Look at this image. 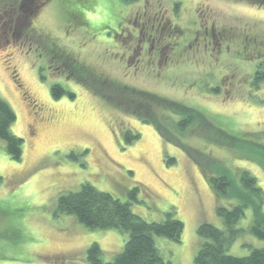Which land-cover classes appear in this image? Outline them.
Returning a JSON list of instances; mask_svg holds the SVG:
<instances>
[{"label":"rangeland","instance_id":"374dc122","mask_svg":"<svg viewBox=\"0 0 264 264\" xmlns=\"http://www.w3.org/2000/svg\"><path fill=\"white\" fill-rule=\"evenodd\" d=\"M12 1L0 0V98L15 114L10 130L23 147L21 159L13 160L0 140V264H90L87 251L93 243L103 262L112 261L126 234L87 229L57 210L58 196L78 191L83 183L128 202L132 213L148 222L161 221L174 209L183 224L180 241L156 236V248L165 263L194 264L203 242L197 227L209 223L223 228L217 206L231 208L237 202L231 196L217 198L202 168L212 173L214 166L226 168L235 186L238 172L245 170L264 194V150L259 148L264 147V79L256 80L255 73H264V0H51L27 19L18 6L4 8ZM144 13L178 24L185 39L196 22L226 29L224 54L210 46L195 51L190 41H182V51L170 53L173 60L162 67L145 64L146 57L136 67L127 63V46L117 35L126 27L127 15L130 24ZM69 55L93 76L145 96L132 91L126 96L127 89L109 84L97 89L96 82L86 80L93 91L106 93V104L62 73ZM53 84L73 98H53ZM149 94L155 101L159 96L197 109L235 140L251 145L232 150L211 143L210 120L177 138L170 118L163 126L168 135H159L136 120L148 119L150 111L129 101H151ZM126 130L139 138L127 144ZM135 187L136 199H129ZM251 223L248 208L228 254L244 257L264 247L248 232Z\"/></svg>","mask_w":264,"mask_h":264},{"label":"trees","instance_id":"16d2710c","mask_svg":"<svg viewBox=\"0 0 264 264\" xmlns=\"http://www.w3.org/2000/svg\"><path fill=\"white\" fill-rule=\"evenodd\" d=\"M124 1L132 3L137 0ZM81 24L83 25V22ZM50 46L53 50H56L54 43ZM66 61L65 66L73 74L69 78H73L74 81L82 84L89 92L105 103V99H107L106 93L93 91L90 87L86 86V80L91 79L92 82H96L95 86L97 89H101L104 84H109L111 87L114 86L115 89L121 87L127 89L128 92L123 95L127 96L129 91H132V93L134 92L139 96H145L144 91L125 86L107 77L93 76L90 74V70L86 67V64L78 62L70 55L66 57ZM261 70L264 71V67ZM257 79L263 80L264 73L259 74L257 70ZM99 83L101 85H97ZM64 94L69 95L71 98L74 96L68 93L60 84H53L51 86L53 98L59 99ZM156 98V103L152 99L151 101L148 99V102H145L140 98H138L140 101L132 99L129 101L131 104L134 103L133 105L139 104L145 106L150 111H148V114L146 113L148 119H143V121L144 123H155L156 130L162 136L168 135L163 130V126L170 118L173 119V121L171 120V126L175 133L173 136L177 138L187 135L191 128L193 129L195 126L197 128L198 122L205 123L210 120L213 123L207 115L197 109L159 96H156ZM14 121L15 114L13 110L0 98V140L5 144L8 157L18 161L22 156L23 140L14 135L10 130ZM160 123H162V126ZM211 126L212 130L207 133L208 138L212 141L211 143L222 147L226 145L232 150L246 148L247 144L251 145L246 139L235 140L215 123L211 124ZM124 137L126 143L131 144L139 138V135L133 133L131 130H126ZM166 137V140L170 141L169 137ZM181 141L177 140V144L180 148H184L185 145ZM259 148L264 150V147ZM168 162L172 163L174 160L170 159ZM213 168V173L206 171L205 168H202V172L208 184L215 190L217 198L220 196H231L237 202L231 208L217 206L216 213L222 219L223 228H217L209 223H201L197 227V234L202 238L203 242L195 255L194 264H264V247L253 248L244 257L228 254L230 245L241 232L236 225L248 208L252 214V223L248 232L257 239L264 241V194L262 189L258 186L256 178L245 170L238 172L239 185L235 186L229 179L226 168L223 170L215 166ZM137 192L138 187L129 191V199L135 200ZM57 210L59 213L74 216L87 229H116L126 234L127 239L122 251L110 262H103L99 246L96 243L91 244L87 251V259L90 264H171L170 262L165 263L163 261L156 248L154 237H163L179 242L183 231V224L175 217L174 209L166 212L164 219L161 221L148 222L132 213L128 202H121L113 198L109 193L98 191L88 183H83L76 192L59 195L57 198Z\"/></svg>","mask_w":264,"mask_h":264},{"label":"flooded vegetation","instance_id":"af4514ba","mask_svg":"<svg viewBox=\"0 0 264 264\" xmlns=\"http://www.w3.org/2000/svg\"><path fill=\"white\" fill-rule=\"evenodd\" d=\"M50 1L51 0H13L10 3H7L5 7L3 4V7L14 11L16 6H18L16 9L19 11L22 10L26 15L25 19H27L29 15H33L40 12V10L45 9ZM137 1L132 2L131 4H134ZM16 2H18L17 5ZM173 7L174 9H177L176 4H174ZM146 15L147 13H144L141 16L137 15L135 20L130 24L129 22H131V20L127 15L125 18L126 27L121 30L119 35H117V40L122 42L125 47L127 46L126 52L129 54L128 59H126L127 63L130 64L135 62L136 65L134 66L136 67L137 63L142 61V57H146L145 64L156 63L157 66L162 67L168 60H173L170 53L175 54L177 49H179L180 52L182 51L181 48L184 46V41H190L188 43L189 47H194L195 51L199 49L198 47L206 48L210 46V51H213V48L216 47V51L220 55L224 54L226 29L222 27L216 29L214 25L207 27L204 23L200 24L199 22H196L195 24H197L199 28H193L190 32L192 36L185 39V31L178 26V24H174L171 20L162 19L160 14H157L152 18H149ZM121 36L122 38H120ZM258 67H261V64ZM256 72L257 70H255V73ZM62 73L66 74L67 78L73 75L69 72L66 66L62 70ZM150 98L153 99V102L155 101V98ZM136 118V120L144 122L143 120L141 121L140 117ZM145 124L151 125L156 130L155 123L148 122ZM156 132L159 134L157 130Z\"/></svg>","mask_w":264,"mask_h":264}]
</instances>
